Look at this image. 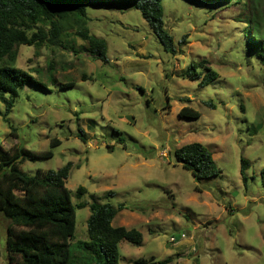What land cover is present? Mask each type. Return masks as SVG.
<instances>
[{"label":"rangeland","instance_id":"rangeland-1","mask_svg":"<svg viewBox=\"0 0 264 264\" xmlns=\"http://www.w3.org/2000/svg\"><path fill=\"white\" fill-rule=\"evenodd\" d=\"M253 3L264 22V0ZM162 4L173 53L138 10L111 2L88 7L83 24L106 41L107 62L89 56L72 19L60 43L19 45L15 66L42 86L19 89L7 121L0 101V146L52 151L20 163L28 174L71 162L65 186L74 204L123 205L112 224L136 228L142 244L121 240L118 264H264V60L247 45L246 2ZM199 63L200 78L190 80L186 68ZM206 69L217 77L202 86ZM183 106L200 116L179 117ZM52 138L61 142L50 148ZM190 142L212 152L218 176L197 182L176 162L174 150ZM78 186L86 188L80 198ZM89 215L88 205L76 208L72 243L88 239ZM8 225L0 214V264L8 263Z\"/></svg>","mask_w":264,"mask_h":264},{"label":"trees","instance_id":"trees-1","mask_svg":"<svg viewBox=\"0 0 264 264\" xmlns=\"http://www.w3.org/2000/svg\"><path fill=\"white\" fill-rule=\"evenodd\" d=\"M110 2L138 10L164 51L174 52L173 38L164 26L163 0H0V101L5 105V121L19 89L25 85L42 86L29 72L15 66L18 46L56 44L60 41L65 22L72 19L78 27L76 34L86 42L84 48L89 56L107 62L106 41L90 34L83 24L88 7ZM233 2H246L243 6H246L249 16L244 28L252 30L247 45L258 58L264 60V29L261 27L264 22L256 19L254 3L251 5L250 0ZM200 64H191L186 68L185 73L190 80L200 78L201 72L197 71V66H202ZM206 71L199 81L202 86L210 85L217 77L211 69ZM49 77L52 78V75ZM71 85L68 82L62 86ZM177 114L188 119L200 116L198 111L188 106H183ZM13 131L12 128L11 133ZM77 136L85 141L84 132L79 131ZM60 142L52 138L49 146L56 147ZM52 155L51 150L35 151L19 146L6 150L0 146V214L9 220L6 231L7 264H118L119 242L125 240L139 246L142 244L141 232L136 228L112 225L113 218L123 205L114 207L95 199L91 203L74 204L72 193L65 186L71 162L56 170L36 169L34 174L19 168L25 160L45 159ZM174 156L176 162L190 171L197 182L216 177L221 172L212 152L200 142L181 145L174 150ZM247 163L244 157L240 158L239 172L244 180ZM85 192V187L78 186L75 196L80 198ZM86 205L90 209L86 221L88 239L72 243L76 208ZM168 261V258L162 261L137 259L133 264H163Z\"/></svg>","mask_w":264,"mask_h":264},{"label":"built area","instance_id":"built-area-1","mask_svg":"<svg viewBox=\"0 0 264 264\" xmlns=\"http://www.w3.org/2000/svg\"><path fill=\"white\" fill-rule=\"evenodd\" d=\"M183 235V234H182ZM171 240H175L174 238H172Z\"/></svg>","mask_w":264,"mask_h":264},{"label":"crops","instance_id":"crops-1","mask_svg":"<svg viewBox=\"0 0 264 264\" xmlns=\"http://www.w3.org/2000/svg\"><path fill=\"white\" fill-rule=\"evenodd\" d=\"M113 225V224H112ZM114 226V225H113Z\"/></svg>","mask_w":264,"mask_h":264}]
</instances>
